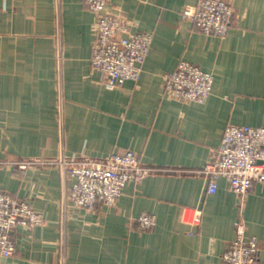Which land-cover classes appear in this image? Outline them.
I'll return each mask as SVG.
<instances>
[{"label": "crops", "instance_id": "1", "mask_svg": "<svg viewBox=\"0 0 264 264\" xmlns=\"http://www.w3.org/2000/svg\"><path fill=\"white\" fill-rule=\"evenodd\" d=\"M197 1L109 0V13L152 41L140 79L107 88L91 63L94 15L83 0H0V188L43 216L15 228V252L0 264H223L237 221L264 264V183L241 198L221 178L208 194L197 173L226 126L264 127V0H226L234 20L222 39L181 20ZM180 61L214 76L204 103L164 96ZM129 150L153 171L114 206L69 202L59 160ZM142 214L156 225L140 229Z\"/></svg>", "mask_w": 264, "mask_h": 264}, {"label": "built area", "instance_id": "2", "mask_svg": "<svg viewBox=\"0 0 264 264\" xmlns=\"http://www.w3.org/2000/svg\"><path fill=\"white\" fill-rule=\"evenodd\" d=\"M94 15L92 66L100 73L107 88L125 82H137L148 56L152 36L137 31L126 19L106 10L109 0H83ZM186 21L208 36L224 38L228 34L234 11L226 0H198L181 12ZM214 76L198 66L180 61L175 70L163 77L164 96L178 101L204 103L213 87ZM69 178L68 200L75 207L93 211L97 205L114 206L129 182H140L153 169L141 164L134 151L112 154L91 160L71 156L57 162ZM23 164L22 167H25ZM208 180L207 193L217 190L223 178L241 198L256 183H264V127L228 125L212 160L197 171ZM193 224L200 222V210H192ZM140 229L156 225L155 217L142 214L136 219ZM43 216L28 202L19 201L0 188V256L10 258L15 252L12 234L17 226L30 229L40 226ZM235 238L222 255L223 264H256L258 241L248 238L242 222L235 223Z\"/></svg>", "mask_w": 264, "mask_h": 264}]
</instances>
